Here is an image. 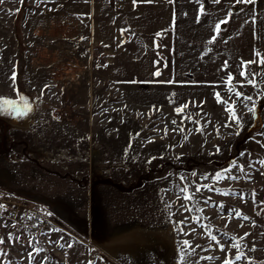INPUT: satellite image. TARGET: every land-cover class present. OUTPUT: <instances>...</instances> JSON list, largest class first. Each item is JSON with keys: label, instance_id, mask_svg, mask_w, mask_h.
<instances>
[{"label": "rangeland", "instance_id": "obj_1", "mask_svg": "<svg viewBox=\"0 0 264 264\" xmlns=\"http://www.w3.org/2000/svg\"><path fill=\"white\" fill-rule=\"evenodd\" d=\"M173 50L170 86H116L0 20V199L50 215L45 263L264 264V0H175Z\"/></svg>", "mask_w": 264, "mask_h": 264}, {"label": "crops", "instance_id": "obj_2", "mask_svg": "<svg viewBox=\"0 0 264 264\" xmlns=\"http://www.w3.org/2000/svg\"><path fill=\"white\" fill-rule=\"evenodd\" d=\"M5 15H19L34 33L36 53L64 52L70 63L83 55L110 84L167 87L173 82L175 0L135 5L133 0H0V20ZM7 227L12 226L0 216V264H55L36 256L40 249L24 232Z\"/></svg>", "mask_w": 264, "mask_h": 264}, {"label": "built area", "instance_id": "obj_3", "mask_svg": "<svg viewBox=\"0 0 264 264\" xmlns=\"http://www.w3.org/2000/svg\"><path fill=\"white\" fill-rule=\"evenodd\" d=\"M0 206V216L8 224L24 232L37 249H44V235L52 224L50 215L34 206L8 198L0 199Z\"/></svg>", "mask_w": 264, "mask_h": 264}, {"label": "snow or ice", "instance_id": "obj_4", "mask_svg": "<svg viewBox=\"0 0 264 264\" xmlns=\"http://www.w3.org/2000/svg\"><path fill=\"white\" fill-rule=\"evenodd\" d=\"M137 2H138V0H133V4H134V5H135ZM143 2H147V0H143ZM170 2H172V0H170ZM203 2H204V3H207V0H203ZM213 2H214V3H219L220 0H213ZM236 2H237V3H243L244 0H236ZM226 22H227L226 20H225V21H221V23H226ZM217 28L220 29V31H223V29L220 28V25H219V24L217 25ZM211 43H213V41H209V44H211ZM226 63H227V62H226ZM247 63H252V62H247ZM262 63H264V61H262ZM222 70L227 71V68H224V69H222ZM241 76L244 77L245 79H247L246 70L241 72ZM253 76H255V73H253ZM231 79H232V75H231V73H229V81H231ZM249 83H252V81H249ZM240 86L242 87L243 85H240ZM217 95L219 96V94H217ZM230 95H231V93H230ZM236 97H237V102L242 101V102L244 103V106H245L246 108L249 107V101H250V99H251L250 97H248L247 95L242 94V93H237V94H236ZM225 107L227 108V105H226V104H225ZM174 123H175V121H174ZM217 151H220V149L217 148ZM234 166H235V165H234ZM262 166H264V165H262ZM241 171H243V170L241 169ZM229 173H230V169H229V170H225V172L221 173L220 175L225 176V177H227V178H229V179H236L235 177L230 176ZM262 174H264V173H262ZM205 179H207V177H205ZM200 190H201V186H197L196 191L199 192ZM207 190H208V191H215V189H212V188H208ZM194 195H195L194 193L187 192L186 189H181V192L178 194V198H179L180 196H183V198H184L186 201H189V202H190V201L192 200V198L194 197ZM241 198L243 199V196H242V195H241ZM204 203L207 204V203H209V201H208V200H205ZM254 203H255V200H254ZM261 203H264V202H261ZM0 207H2V206H0ZM216 207H217V208H220V209L223 208L222 205H216ZM186 210H191V209H187V208H186ZM262 210H264V209H262ZM229 214L232 215L233 213H229ZM237 218H240V216L237 215ZM243 218H244V219H248L247 217H243ZM247 235H248V234H245V237H246ZM9 237H10V239H12V238H13V237H12V234H9ZM2 243H4V241H3V240H0V244H2ZM185 243H187V242H185ZM68 246L71 247V245H68ZM229 246H230V247H233V246H236V245H229ZM196 247H200V246H196ZM220 248H221V251L224 250V246H223V245H220ZM206 250H207V249H206ZM45 259H46V258H45ZM237 259H239V257H237ZM30 261H31V257H30ZM31 264H35V262H34V261H31ZM225 264H232V262L230 261V259H227V260L225 261Z\"/></svg>", "mask_w": 264, "mask_h": 264}]
</instances>
